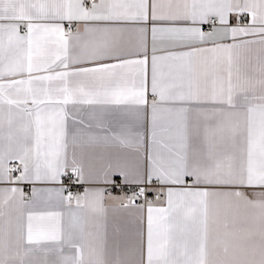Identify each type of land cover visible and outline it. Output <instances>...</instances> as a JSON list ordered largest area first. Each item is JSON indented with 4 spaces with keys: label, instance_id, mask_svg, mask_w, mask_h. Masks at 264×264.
I'll return each instance as SVG.
<instances>
[{
    "label": "snow or ice",
    "instance_id": "snow-or-ice-1",
    "mask_svg": "<svg viewBox=\"0 0 264 264\" xmlns=\"http://www.w3.org/2000/svg\"><path fill=\"white\" fill-rule=\"evenodd\" d=\"M0 264H264V0H0Z\"/></svg>",
    "mask_w": 264,
    "mask_h": 264
}]
</instances>
